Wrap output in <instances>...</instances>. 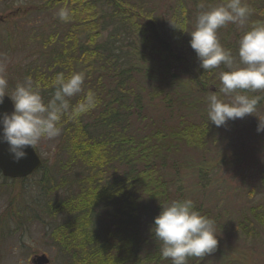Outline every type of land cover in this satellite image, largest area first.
I'll list each match as a JSON object with an SVG mask.
<instances>
[{
	"label": "trees",
	"instance_id": "16d2710c",
	"mask_svg": "<svg viewBox=\"0 0 264 264\" xmlns=\"http://www.w3.org/2000/svg\"><path fill=\"white\" fill-rule=\"evenodd\" d=\"M130 1L40 0L25 8L27 14L64 8L70 18L66 22L55 20L48 33L38 34V59L19 70L18 83L30 77L47 102L58 73L67 77L84 72V90L70 98V103L74 106L83 101L89 91L97 100L86 114L65 117L60 125L66 155L61 166L70 179L63 178L55 184V189L66 187L67 192L49 199L44 211L51 218H60L47 232L64 255V264H172L171 259L161 257V242L151 230L154 218L172 201L190 199L183 190H174L166 182L163 150L173 149L192 136L199 141L203 127L184 116L170 129L154 119L143 128L139 126L149 114L137 88L143 83L135 73L163 85L165 78L174 77V72L147 58L145 49L137 45L129 44L131 51L124 52L118 39L102 40L109 7L110 16L118 19L117 29L136 31L139 40L155 44L152 50L156 53L174 54L154 18ZM257 3L264 10V0ZM2 43L12 45L10 37ZM129 53L144 58L147 63L143 69L130 63ZM251 96L264 97V91ZM262 104L264 99L257 106ZM43 167L44 160L40 169ZM193 203L201 215L206 214ZM12 205L11 200L6 214L21 223ZM251 211L264 224V205H256ZM103 215L106 220L102 223ZM30 218L34 220L37 215ZM212 253L221 254L217 248ZM198 259L189 258L187 264Z\"/></svg>",
	"mask_w": 264,
	"mask_h": 264
},
{
	"label": "rangeland",
	"instance_id": "374dc122",
	"mask_svg": "<svg viewBox=\"0 0 264 264\" xmlns=\"http://www.w3.org/2000/svg\"><path fill=\"white\" fill-rule=\"evenodd\" d=\"M38 2L40 0H0V65L4 66L8 80V95L18 83L19 70L38 59V34L48 33L55 20L59 21V9L27 14L26 6ZM130 2L141 6V10L154 18L174 49L173 55L165 51L154 52L155 44L143 38L139 40L136 31L127 32L129 29L125 27L117 29L118 19L110 16L111 8L106 10L108 15L102 40L118 39L124 52L131 51L129 44L137 45L145 49L147 58L155 59L161 68L174 72V77L165 78L163 85L135 73L138 81L143 83L137 88L142 92L149 114L139 126L143 128L148 120L154 119L157 124L163 122L170 129L184 116L204 130L199 141L192 136L187 142L177 141L179 145L173 149L163 150L166 154L163 175L170 188L183 190L206 211L204 216L215 221L217 250L221 254H207L195 263L264 264V224L251 211L256 205H264V132H257L258 124L264 121V104L257 106L253 115L229 120L221 127L209 121L208 96L215 92L225 101L232 99L219 92L220 73L228 69L221 64L204 70L190 46V33L195 30L198 14L220 6L226 0ZM242 2L252 9L248 22L244 26L228 23L217 33L221 45L230 49L234 56L244 32L254 22L264 21V10L257 0ZM9 37L12 45H4L2 40ZM129 61L141 69L147 63L144 58L130 53ZM261 92L246 94L251 96ZM35 148L45 161V167L34 175L24 180L10 179L0 171V264H33L32 259L43 253L50 258L49 264L65 262L64 255L53 245L47 232L60 218H51L44 211L49 199L62 197L67 192L66 187L55 189V184L63 178L70 179L61 166L66 159L61 137L41 140ZM11 200L12 209L18 213L21 223L6 214ZM35 214L37 218L32 220L30 217ZM102 217L103 223L106 216Z\"/></svg>",
	"mask_w": 264,
	"mask_h": 264
},
{
	"label": "clouds",
	"instance_id": "9594fccd",
	"mask_svg": "<svg viewBox=\"0 0 264 264\" xmlns=\"http://www.w3.org/2000/svg\"><path fill=\"white\" fill-rule=\"evenodd\" d=\"M251 12L242 0H226L218 7L201 11L196 18L195 30L190 33V46L197 54L200 67L211 70L223 64L228 69L220 73L219 92L232 99L225 101L215 92L207 97L208 120L217 127L224 126L229 120L253 115L264 99L246 94L264 91V21L254 22L244 32L235 56L221 45L217 35L218 29L228 23L244 26ZM57 15L65 22L70 18L64 8ZM85 78L84 72H73L67 77L58 73L53 80V95L45 102L30 77L18 83L8 95V80L4 66L0 65V105L6 96L13 104L11 113H0V144L7 145L14 163L27 157L29 147H36L41 140L58 137L63 118L78 117L96 106L97 100L91 91L83 101L74 106L70 103V98L83 92ZM257 132H264V121L258 124ZM151 230L155 239L161 242V257L171 259L172 264H187L193 257L202 259L218 245L215 221L201 215L191 199L174 200L162 207Z\"/></svg>",
	"mask_w": 264,
	"mask_h": 264
},
{
	"label": "water",
	"instance_id": "95a60500",
	"mask_svg": "<svg viewBox=\"0 0 264 264\" xmlns=\"http://www.w3.org/2000/svg\"><path fill=\"white\" fill-rule=\"evenodd\" d=\"M13 111L12 101L6 96L3 105H0V113ZM27 157L19 163H14L7 152V145L0 144V171L10 179L25 178L37 172L43 163V160L36 148H28ZM33 264H49L50 258L47 254L36 255L32 259Z\"/></svg>",
	"mask_w": 264,
	"mask_h": 264
}]
</instances>
